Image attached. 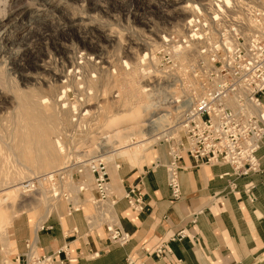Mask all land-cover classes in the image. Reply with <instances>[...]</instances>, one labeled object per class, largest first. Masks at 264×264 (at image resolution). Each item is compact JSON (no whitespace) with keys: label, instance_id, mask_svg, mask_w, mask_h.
Wrapping results in <instances>:
<instances>
[{"label":"rangeland","instance_id":"374dc122","mask_svg":"<svg viewBox=\"0 0 264 264\" xmlns=\"http://www.w3.org/2000/svg\"><path fill=\"white\" fill-rule=\"evenodd\" d=\"M228 1L226 5L222 0H0V78L6 88L0 87V189L4 190L0 199H8L0 200V242L8 246L6 252L18 224L33 233L68 204L88 205L87 216L96 211L94 180L88 169L73 180L66 176L54 191L56 198L43 182L35 183L34 190L21 188L39 181L42 172L33 175L22 153L15 150V145L34 137L26 136L24 130L16 134L13 90L38 93L54 105L59 115L56 132L47 138L52 143L62 141L65 145L58 156L62 161L67 156L58 169L64 170L73 159H99L112 181L120 170L142 172L159 160L165 149L160 144L163 126L177 117L175 102L181 90L175 88L176 72L168 84L161 68L176 64L174 55L186 46L193 60L198 36L189 38L195 25L189 30L187 21L194 18L196 22V6L211 16L217 9L232 10L255 0ZM163 98L172 102L171 108L137 120L134 111L139 105ZM63 104L66 110L60 107ZM67 106L71 112L78 107L76 118ZM164 114L170 117L156 121L148 133L149 121ZM64 129L69 131L60 134ZM141 141L144 153L138 160L127 161L126 149ZM150 155L156 161L147 163Z\"/></svg>","mask_w":264,"mask_h":264},{"label":"crops","instance_id":"0c3cea01","mask_svg":"<svg viewBox=\"0 0 264 264\" xmlns=\"http://www.w3.org/2000/svg\"><path fill=\"white\" fill-rule=\"evenodd\" d=\"M153 157L147 163L156 161ZM258 159L262 172L239 180L237 191H231V179L224 177L231 174L228 166H197L184 158L182 198L174 202L165 170L167 151L161 150L151 167L142 172L120 170L110 179L116 201L112 216L130 237L126 245L109 244L97 210L87 216L85 203L84 208L68 204L33 233L18 224L9 253L8 246L0 242V264H30L24 257L28 246L36 256H53L55 264H126L127 259L145 264H264V142ZM248 184L255 186L254 202L243 191ZM134 186L144 194L141 213L129 210L124 199ZM180 233L184 239L171 241ZM164 244L170 247L171 257L158 260L151 256Z\"/></svg>","mask_w":264,"mask_h":264},{"label":"built area","instance_id":"2783aa9c","mask_svg":"<svg viewBox=\"0 0 264 264\" xmlns=\"http://www.w3.org/2000/svg\"><path fill=\"white\" fill-rule=\"evenodd\" d=\"M237 7L230 12L217 9L211 16L203 10L195 17L190 38L198 36V49L187 69L197 89L182 90L176 77L175 88L179 85L182 90L175 102L178 115L161 132L160 144L168 157L167 184L174 202L182 198L180 174L186 157L197 166H228L231 174L224 177L231 179V191H237L239 180L262 172L258 152L264 142V0L244 1ZM178 70L177 64L161 68L166 83L170 84ZM86 169L93 176L94 205L105 224L109 244L126 245L130 237L112 216L116 201L106 164L99 159L69 160L50 184L61 186L66 176L73 180ZM35 183L39 185L36 180L26 191L34 190ZM254 189L248 184L243 190L251 202L255 201ZM124 199L132 212L144 211L141 187L131 188ZM184 238L180 233L171 241ZM27 248L24 257L30 264H55L53 256H36L30 246ZM151 256L163 260L171 257L172 251L164 244ZM126 264L145 262L127 259Z\"/></svg>","mask_w":264,"mask_h":264},{"label":"bare ground","instance_id":"6f19581e","mask_svg":"<svg viewBox=\"0 0 264 264\" xmlns=\"http://www.w3.org/2000/svg\"><path fill=\"white\" fill-rule=\"evenodd\" d=\"M222 1L225 2L226 5H228L230 3L228 0H222ZM196 8L197 9L195 10V14H198V12H200V10L197 6H196ZM229 12H230V10H229ZM194 23H195L194 18H190L187 21V26H188L189 30L193 27ZM185 39H187V38H185ZM165 42H168L167 39L165 40ZM185 48L186 49L183 52L176 53L174 55L175 60L178 61L177 63L176 62L175 63L177 64V66L179 68V70L176 71V77L179 80V83H180L182 90L188 91L189 89H191V91H194L197 89V87L195 86L193 78L189 74L188 69H187L189 67V65L192 64V60H190L188 57L189 56L188 55L189 49H187L188 47L186 46ZM146 57H147V55H146ZM152 61L153 62L155 61L154 57L152 58ZM2 81H4V80H1V78H0V87H2L3 89H6L3 86H1ZM90 83H92V82H90ZM3 85H4V83H3ZM180 86L177 85V89H179ZM92 88H94V87L92 86ZM10 92H12V90ZM12 94H13V99H12L11 103L15 106L16 116L18 117V122H17L16 129H15L16 131L17 130L18 131L16 134L19 135L20 131L24 130L26 132V136H29L31 134L34 137V139H31L29 143L15 145V150L20 154L22 153V156H23L22 159L29 166L33 175H35V173L39 174L40 172H42V174H40L41 176H39L40 180L38 182L39 183L43 182L45 187H47V185L51 186V189L49 192L52 193L53 196H52V194H51V196L54 197L56 194V193L54 194V191L57 192V189H56L55 185H52L53 183L50 184L51 183L50 180H53L57 176V174L60 173V171H63L62 168L61 169H58V168L61 165H63L62 163L67 159V156H66V159L64 161L61 160L62 158H60L58 156V152L59 153L63 152V146L65 144L62 141L56 140V142H55L56 146H55V143H52V141L49 138H47V134L53 133L54 131L56 132V129H54V128L57 127V122H58L57 118L59 117V115L57 114L56 110L54 109V107H53L54 105L48 104L49 103L48 101L41 99L42 97L40 98L38 96L39 95L38 93H34V92L32 93V91H31V93L29 94V93H24V91H21L18 89V90H13ZM171 98H173V97H171ZM171 104H172V102H169L164 98L161 101H156L154 99L153 101H150V102L148 101L147 103L139 105L136 108V110L134 111L135 116H138L137 120H141L140 118H142V116L148 115V114L149 115L151 114L152 116H154L156 111L171 108ZM65 106L66 105L63 104L60 107L63 108V110H66ZM67 108H68V106H67ZM71 109H72V112L74 115L75 112L78 110V107L75 106V107H72ZM67 110H69V108ZM72 112H71V114H72ZM69 113H68V116L70 117ZM102 113H100V114H102ZM64 115L65 114H63V116ZM172 115H174L173 111H172ZM177 115H178V113H177ZM74 116L76 118L78 115H74ZM167 117H170V115L164 114V115H161L154 120L153 119L150 120L149 124H148V127L150 129H149L148 133H150L154 130V128H155L154 126H155L156 121L160 122L163 119H166ZM75 121L76 120L72 119L73 124ZM67 131H69V130L64 129L60 134H63L64 132H67ZM52 144H54V145H52ZM144 144L145 143L143 141H141V142L130 145L126 149V153H125L126 155L124 156V158H126L127 161H129V162L130 161L132 162L134 160H138L141 153H144V149H145L143 147ZM53 146H55V147L53 148ZM54 149L57 151V153L55 152L57 155L54 153ZM68 158H70V157H68ZM64 166H65V164H64ZM86 171H88V170H86ZM88 172L91 174L90 171H88ZM91 177H92V174H91ZM32 184L33 183H31V184L28 183L24 186H21V188L27 189L26 187L28 185H32ZM84 189H85L84 187H81L80 190L83 191ZM2 192H4V190L0 189V195L2 194ZM0 200H1V202H7L8 201L7 198H5V199L2 198Z\"/></svg>","mask_w":264,"mask_h":264}]
</instances>
